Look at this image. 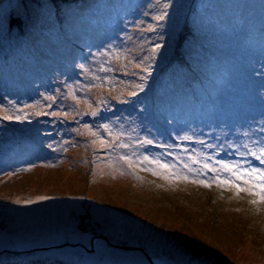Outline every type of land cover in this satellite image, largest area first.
<instances>
[{"label": "rangeland", "instance_id": "1", "mask_svg": "<svg viewBox=\"0 0 264 264\" xmlns=\"http://www.w3.org/2000/svg\"><path fill=\"white\" fill-rule=\"evenodd\" d=\"M12 3L0 33V253L46 256L37 264H56L55 257L69 264H156L160 258L171 264L169 250L179 241L210 256L212 264H264V202L251 204L249 193L230 187L165 179L140 168L121 174L116 153L109 156L93 135L107 121L91 115L97 107L107 114L99 104L104 100L127 116L130 105L113 98H126L145 75L128 60L151 56L144 61L152 73L138 93L137 111L147 106L149 118L161 120L160 113L172 111L177 127L196 121L193 127L206 137L243 139L244 122L260 109L253 93L264 73V0H170L168 8L169 0ZM162 12L168 16L155 20ZM149 25L155 31H146ZM153 43L161 45L154 54ZM117 48L120 59L113 60L107 53L116 55ZM72 57L77 75L69 79L63 69ZM79 63L89 67L87 74L80 75ZM101 66L117 69L107 75L118 79L86 88L101 84L95 80L105 76ZM121 123L128 133L123 142L143 137L132 131L139 120ZM39 195L50 199L14 203Z\"/></svg>", "mask_w": 264, "mask_h": 264}, {"label": "snow or ice", "instance_id": "2", "mask_svg": "<svg viewBox=\"0 0 264 264\" xmlns=\"http://www.w3.org/2000/svg\"><path fill=\"white\" fill-rule=\"evenodd\" d=\"M169 6L170 0L169 3L164 4V8H168ZM175 6L177 8L183 7L181 4ZM14 7L15 5L12 3V0H7L6 3H0V33L3 32V19L5 15L8 14L9 10L14 9ZM166 16H168V13L162 12L155 16L154 19L157 21L164 20ZM178 23V19H174L172 26L175 27ZM146 31L153 32L155 30L149 25ZM108 39H111V37ZM127 39L131 41L132 38L127 37ZM108 47L111 48V45H108ZM160 47L161 45L159 43H153L151 52L154 54ZM113 51L117 54L113 55L110 52L107 55L113 60H119V49L117 48ZM125 51L129 50L125 49ZM140 51L143 52V49L141 48ZM260 57L261 63H264V48L260 52ZM75 59L76 57L69 59L63 69L64 73L70 74L68 76L69 79L77 75L73 71V62ZM79 59L87 61V56L81 55ZM150 59H152L151 56H145L141 60L138 56L134 55L132 59L128 60V64L134 63V66L145 73V75L139 77L142 82L136 83L132 90L127 92L126 98L121 99L119 96L113 98L119 104L130 105V109L124 110L128 113L127 116L119 108L111 111L108 108V101L104 100L99 101V104L104 106V111L107 114H101L99 107L91 112L93 117L98 116L100 120L107 121L100 124L98 131L93 133V135L100 138L99 142L102 148L111 150L108 153L109 156L112 153H116L115 163L119 165L121 174L128 172L134 175V169L140 168L142 171L151 172L155 176H163L165 179L189 181L193 184L208 188H211L213 185L222 188L230 187L236 193L242 191L249 193L253 197L249 201L251 204L264 202V73L260 74V83L254 89L253 93L255 100L260 105V109L254 111V115L250 121L246 120L244 122L247 127L242 134L243 139L237 137L234 140H229L227 136L223 139L216 135L206 137L202 129L193 127L196 121L185 120L182 127H177V117L172 111H168L166 115L160 113L159 115L162 116V120L150 119V109L147 106L142 111H137L136 105L140 103L138 93L144 91L145 85L143 81H147L148 76L152 73V68L144 64L145 60ZM75 66L82 70L80 75L89 72V67L86 63H79ZM123 67L125 74H129L126 71L127 65ZM101 70L105 73V76H95V80L100 81L101 84L85 85L86 88L99 87L105 81L111 83L113 79H118L107 75L117 69L101 66ZM131 75L135 76L136 74L131 73ZM76 83H79V81ZM69 95H72L73 99H77L71 87L69 88ZM133 97H137V99L132 100ZM46 99L52 100L53 102L56 101L55 96H47ZM77 102H79L78 99ZM48 107L51 108L52 105H48ZM133 113H136L135 118H133ZM77 114L80 115V113ZM51 115L58 116L60 113L52 112ZM64 115H67V113H64ZM257 116L259 120L256 119ZM3 119L21 120L26 119V117L20 115H5ZM137 120L140 123L132 131H142L144 133L143 137L141 138L138 135L129 143L123 142V138L128 133L123 131L121 121L135 124ZM117 124L120 125V131H114V126ZM207 126L205 125V127ZM84 127L88 128L89 125L84 124ZM185 128L191 134L184 132ZM99 129H102L103 133H107L111 138L104 139ZM182 132L183 134H181ZM175 141H180L181 143H176ZM183 142L190 143L186 144ZM93 143L95 144L96 141L94 140ZM193 144L195 146H192ZM150 146H155L161 149V151L153 153ZM47 147L52 148L53 145L48 144ZM118 149H127L129 151L118 152ZM47 199H50V197L39 195L34 199L17 198L14 203L33 204L37 201ZM168 255L171 259V264H212L210 256L205 255L195 248L183 246L179 241L173 244ZM152 264H155V261Z\"/></svg>", "mask_w": 264, "mask_h": 264}, {"label": "trees", "instance_id": "3", "mask_svg": "<svg viewBox=\"0 0 264 264\" xmlns=\"http://www.w3.org/2000/svg\"><path fill=\"white\" fill-rule=\"evenodd\" d=\"M32 256H29L28 254L26 253H19L18 255H10V252H7L5 250L2 251V253H0V264H28V263H25V262H21L23 258H33V260L36 262L35 264H37L38 262H43V260L45 259V257H43V259H39L38 256L36 255H33L34 253H31ZM36 254V253H35ZM17 256V257H16ZM36 256V257H35ZM10 257H16L14 260L12 259V262H4L5 260H7L8 258ZM5 258V259H4ZM50 258V257H49ZM54 263L56 262V264H69L68 262H65L64 260H62L61 258L59 257H55V258H50ZM41 260V261H39ZM46 260V259H45ZM165 259L163 258H160L158 259V262H156V264H166L164 263ZM32 261V262H34ZM4 262V263H3Z\"/></svg>", "mask_w": 264, "mask_h": 264}]
</instances>
